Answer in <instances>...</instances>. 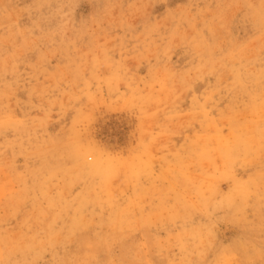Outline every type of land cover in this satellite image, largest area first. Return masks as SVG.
Masks as SVG:
<instances>
[{
    "label": "rangeland",
    "instance_id": "rangeland-1",
    "mask_svg": "<svg viewBox=\"0 0 264 264\" xmlns=\"http://www.w3.org/2000/svg\"><path fill=\"white\" fill-rule=\"evenodd\" d=\"M0 264H264V0H0Z\"/></svg>",
    "mask_w": 264,
    "mask_h": 264
}]
</instances>
